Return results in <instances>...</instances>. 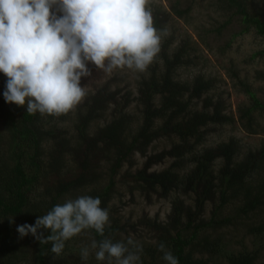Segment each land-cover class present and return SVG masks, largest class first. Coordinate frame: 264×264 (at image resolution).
<instances>
[{"label": "trees", "instance_id": "trees-1", "mask_svg": "<svg viewBox=\"0 0 264 264\" xmlns=\"http://www.w3.org/2000/svg\"><path fill=\"white\" fill-rule=\"evenodd\" d=\"M215 2L228 17L218 33L237 21L241 34L255 31L264 38V0ZM182 6L176 0L170 14L154 10L160 50L145 71L129 69L135 71L136 94L121 88L126 81L121 68L99 84L107 71L89 63L91 75L82 77L81 86L90 90L78 105L59 116L30 114L26 105L5 101L8 78L0 73V264H78L71 259L75 245L66 241L56 255L51 242L40 243L31 234L20 238L16 229L34 226L54 206L81 196L99 197L109 213L103 236L82 230L98 250L101 241L110 239L137 252L139 264H167L161 244L179 264H258V247L236 250L221 230L243 225L255 244L264 240V141L247 146L233 135L214 144L209 139L216 128H235L239 121L248 134H260L255 125L264 102L234 72L251 106L239 109L240 120L228 112L223 95L217 94L219 79L194 70L202 57L199 48L190 38L176 43L168 34V19H184L192 9ZM163 139L170 142L168 148L150 157L143 169H126L136 153L145 155ZM166 159L168 167L151 170ZM122 186L170 202L166 222L144 216L136 223L153 244L129 238L127 225L110 214ZM42 231L45 237L51 234Z\"/></svg>", "mask_w": 264, "mask_h": 264}, {"label": "clouds", "instance_id": "clouds-1", "mask_svg": "<svg viewBox=\"0 0 264 264\" xmlns=\"http://www.w3.org/2000/svg\"><path fill=\"white\" fill-rule=\"evenodd\" d=\"M148 0H0V73L8 79L3 92L9 104L27 113L66 114L85 95L82 77L88 63L111 72L116 68L143 72L160 50L161 35L154 26ZM99 197L81 196L56 205L35 225L17 227L20 238L31 234L52 243L60 255L65 242L85 229L101 236L109 222ZM14 223V220H12ZM42 230L50 231L44 235ZM128 245L133 241L129 240ZM93 248L97 247L94 241ZM96 259L112 264H136L137 252L123 242L104 239ZM167 264L179 259L160 245ZM89 250H82L87 260Z\"/></svg>", "mask_w": 264, "mask_h": 264}, {"label": "rangeland", "instance_id": "rangeland-1", "mask_svg": "<svg viewBox=\"0 0 264 264\" xmlns=\"http://www.w3.org/2000/svg\"><path fill=\"white\" fill-rule=\"evenodd\" d=\"M176 0H148L147 9L152 13L153 19L156 9L170 14L172 5ZM182 7H192L190 13L184 19L172 15L169 21L171 32L168 34L175 37L176 43H180L185 38H190L199 48L202 57L197 59L196 70H203L204 74L219 79L217 94L223 95L224 103L228 106V112H231L237 120H240L239 109L245 106H251L249 96L239 85L238 80L233 78L236 72L243 82L249 84L257 94V97L264 102V38L260 37L255 31L247 34H241L242 27L240 23L234 21L228 25L221 33L218 29L225 24L228 17L220 11L215 0H181ZM91 63V62H89ZM88 63V64H89ZM119 70V69H118ZM193 70V71H194ZM121 77L124 75L126 81L121 84V88H128L134 94L137 93V81L135 71L123 68L120 69ZM118 72V71H117ZM115 72H107L100 83L106 82ZM84 92L90 90L83 87ZM83 99V98H82ZM134 114H138L134 105L131 107ZM256 128L260 134L250 135L243 128L242 123H236L235 128L232 126L216 128L209 141L214 144L230 135L236 136L247 146H260L264 141V112L257 114ZM70 128V123H65ZM170 142L163 139L155 142L146 151L145 155L136 153L132 157V165L126 169L135 172L143 169L149 158L160 154L167 149ZM170 160L166 159L158 165L152 166L151 170L160 171L168 167ZM118 194V196H117ZM115 199L111 203L113 217H118L123 225H127L128 237L135 240L138 244L143 242L153 244L150 235L142 226H136L140 218L148 216L159 221L166 222L171 211L170 202L167 200L154 197L147 199L145 195L135 192H127L125 186H122ZM72 200L71 197L67 198ZM230 212V210L228 211ZM209 215V214H208ZM135 225V226H133ZM138 227V228H137ZM137 229V230H136ZM227 241H231V246L236 250H241L246 246L250 250L257 247L261 250V258L258 264H264V240H258L254 243L255 238L247 234V229L243 225L232 226L221 230ZM66 243V242H65ZM70 246H76L74 253L71 255L73 261L78 264H108L105 261L96 259L97 248H93V240L85 231L77 234L76 238L67 241ZM87 248L89 256L87 260L81 257L82 250ZM112 264H116L115 259ZM139 264V261H136Z\"/></svg>", "mask_w": 264, "mask_h": 264}]
</instances>
